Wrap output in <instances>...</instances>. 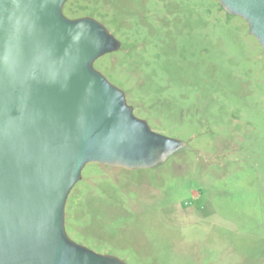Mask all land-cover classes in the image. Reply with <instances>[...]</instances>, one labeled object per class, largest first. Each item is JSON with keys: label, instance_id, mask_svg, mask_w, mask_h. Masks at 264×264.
I'll use <instances>...</instances> for the list:
<instances>
[{"label": "rangeland", "instance_id": "374dc122", "mask_svg": "<svg viewBox=\"0 0 264 264\" xmlns=\"http://www.w3.org/2000/svg\"><path fill=\"white\" fill-rule=\"evenodd\" d=\"M120 47L94 67L188 148L155 167L89 162L68 236L126 264H264V50L219 0H66Z\"/></svg>", "mask_w": 264, "mask_h": 264}, {"label": "water", "instance_id": "95a60500", "mask_svg": "<svg viewBox=\"0 0 264 264\" xmlns=\"http://www.w3.org/2000/svg\"><path fill=\"white\" fill-rule=\"evenodd\" d=\"M66 0H0V264H126L72 240L65 204L89 162L155 167L188 148L151 129L93 63L119 40ZM264 50V0H219Z\"/></svg>", "mask_w": 264, "mask_h": 264}]
</instances>
